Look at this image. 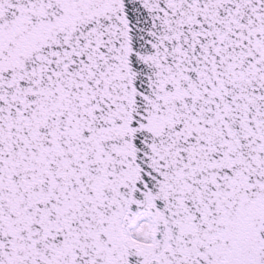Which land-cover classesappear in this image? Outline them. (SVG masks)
<instances>
[{
	"label": "snow or ice",
	"instance_id": "obj_1",
	"mask_svg": "<svg viewBox=\"0 0 264 264\" xmlns=\"http://www.w3.org/2000/svg\"><path fill=\"white\" fill-rule=\"evenodd\" d=\"M0 264H264V0H0Z\"/></svg>",
	"mask_w": 264,
	"mask_h": 264
}]
</instances>
